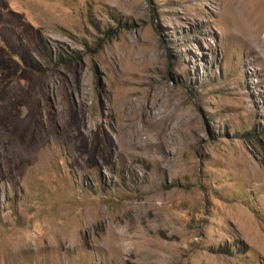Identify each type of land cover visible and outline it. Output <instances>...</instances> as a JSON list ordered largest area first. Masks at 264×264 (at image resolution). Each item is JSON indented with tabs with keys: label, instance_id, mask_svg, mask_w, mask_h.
I'll return each instance as SVG.
<instances>
[{
	"label": "rangeland",
	"instance_id": "rangeland-1",
	"mask_svg": "<svg viewBox=\"0 0 264 264\" xmlns=\"http://www.w3.org/2000/svg\"><path fill=\"white\" fill-rule=\"evenodd\" d=\"M0 264H264V0H0Z\"/></svg>",
	"mask_w": 264,
	"mask_h": 264
},
{
	"label": "trees",
	"instance_id": "trees-1",
	"mask_svg": "<svg viewBox=\"0 0 264 264\" xmlns=\"http://www.w3.org/2000/svg\"><path fill=\"white\" fill-rule=\"evenodd\" d=\"M63 57H65V59H69L67 56H64L62 54V56L60 57L61 60H58L59 61L58 63H60V64H63V63L66 64L67 61L64 60ZM73 59H75V56H73ZM222 252H227L228 253V248L223 249Z\"/></svg>",
	"mask_w": 264,
	"mask_h": 264
}]
</instances>
